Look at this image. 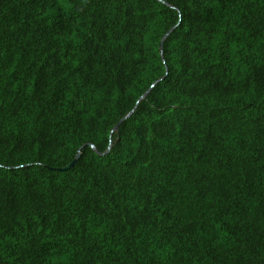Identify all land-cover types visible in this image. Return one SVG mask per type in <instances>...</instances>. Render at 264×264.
Listing matches in <instances>:
<instances>
[{"label":"trees","instance_id":"16d2710c","mask_svg":"<svg viewBox=\"0 0 264 264\" xmlns=\"http://www.w3.org/2000/svg\"><path fill=\"white\" fill-rule=\"evenodd\" d=\"M0 264H264V0H0Z\"/></svg>","mask_w":264,"mask_h":264},{"label":"water","instance_id":"95a60500","mask_svg":"<svg viewBox=\"0 0 264 264\" xmlns=\"http://www.w3.org/2000/svg\"><path fill=\"white\" fill-rule=\"evenodd\" d=\"M168 35H169V34H168ZM168 35H167V36H168ZM163 44H164V41H163ZM124 119H125V118H124ZM124 119H123V120H124ZM119 125H120V123H119ZM119 125L117 126V128L119 127ZM78 157H80V155H78ZM76 162H77V159H76L71 165H69V166H67V167H65V168H62L61 170H69V169L73 168Z\"/></svg>","mask_w":264,"mask_h":264}]
</instances>
